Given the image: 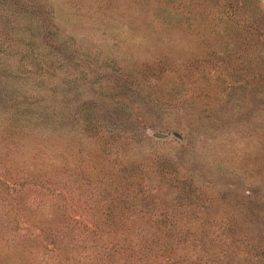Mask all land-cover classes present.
Masks as SVG:
<instances>
[{"label": "rangeland", "instance_id": "374dc122", "mask_svg": "<svg viewBox=\"0 0 264 264\" xmlns=\"http://www.w3.org/2000/svg\"><path fill=\"white\" fill-rule=\"evenodd\" d=\"M10 2L0 0V264L97 262L65 241L50 249L46 227L67 219L27 173L74 157L96 172L110 130L134 132L125 163L146 191H181L192 217L205 210L213 245L231 222L264 242L263 1L34 0L31 12ZM16 124L8 152L2 133Z\"/></svg>", "mask_w": 264, "mask_h": 264}, {"label": "trees", "instance_id": "16d2710c", "mask_svg": "<svg viewBox=\"0 0 264 264\" xmlns=\"http://www.w3.org/2000/svg\"><path fill=\"white\" fill-rule=\"evenodd\" d=\"M10 3L8 7L13 12L36 9L34 0ZM261 10L264 17V3ZM19 119L16 118L17 123ZM21 125L7 126L2 133L3 139L11 141L8 152L20 140L16 134L23 131ZM133 133L100 132L104 146L98 151L99 158L93 159L94 173L83 169L80 173L75 157L62 159L55 165L41 163L38 168L34 165L32 172L28 171L27 178L56 193L59 199L55 206L67 219L46 227L51 235L47 243L50 249L59 248L65 241L77 254L92 252L91 257L97 262L91 264H252L249 262L252 256L246 254L252 251L258 255L253 264H264V242L248 236L237 223L227 224L228 235L219 237L222 244L213 245L216 238L208 236L205 210L198 209L194 217L190 215L189 194L176 192L173 201L168 196L159 197V192L146 191L140 185L143 173L135 167L128 169L125 163L128 148L137 143ZM118 135L124 145L120 152L113 149ZM166 173L161 179L176 186V176ZM159 198L165 200L161 209L155 208ZM134 212L146 217L145 220L128 219ZM56 238L61 239L60 244Z\"/></svg>", "mask_w": 264, "mask_h": 264}]
</instances>
